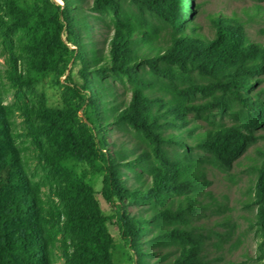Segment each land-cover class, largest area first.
Instances as JSON below:
<instances>
[{
	"label": "trees",
	"instance_id": "16d2710c",
	"mask_svg": "<svg viewBox=\"0 0 264 264\" xmlns=\"http://www.w3.org/2000/svg\"><path fill=\"white\" fill-rule=\"evenodd\" d=\"M59 1L0 0L4 76L15 91L69 65L79 78L66 77L61 107H18L32 149L17 143L0 86V264H215L197 222L216 203L207 173L229 174L259 141L245 154L256 244L244 264H264V26L262 41L246 29L261 9L211 14L205 33L193 0ZM110 124L133 133L110 144ZM29 158L57 205L45 202ZM98 178L110 214L95 197ZM223 224L230 236L233 224Z\"/></svg>",
	"mask_w": 264,
	"mask_h": 264
},
{
	"label": "rangeland",
	"instance_id": "374dc122",
	"mask_svg": "<svg viewBox=\"0 0 264 264\" xmlns=\"http://www.w3.org/2000/svg\"><path fill=\"white\" fill-rule=\"evenodd\" d=\"M61 3L59 0H55ZM88 5L92 0H86ZM78 3L72 4V8L79 13L85 15H97L96 12L89 10L88 6ZM195 7L192 14L194 20L201 25L202 31L208 33L209 15L221 14L231 15L234 12L244 17L245 10L248 12L253 11V6H258L261 9V13L255 20L250 21L246 25L247 33L254 41H262V36L257 32L259 27L264 26V0H193ZM97 36L96 33H94ZM7 51L2 46L0 41V86L3 92V102L9 106L12 110L13 127L18 135L17 143L22 147H28L32 149V145L29 140L22 136L21 131L25 123L22 113L18 110L19 106H23L25 103L36 102L47 107H61L62 96L64 92V83H69L66 77H73L75 82H78L77 65H69L68 70L64 76L59 77L57 80H53L51 76L45 77L42 81L35 84L33 87H22V93L14 90L13 86L4 76L6 63L5 55ZM104 81L114 89L116 88L118 93H123L125 85L118 81H115L111 77H105ZM126 87V86H125ZM21 91V90H20ZM105 139L111 143H118L130 138L133 133L129 128L116 126L110 124L107 129ZM262 141L257 144L248 147L245 154H253L255 152L254 147L256 145H262ZM245 154H243L229 170V174L219 167H211L207 173V179L209 183L206 187L209 190L216 203H212L201 210V215L197 218L198 223L205 224V233H209L208 243L206 244L208 257L220 256L221 259L215 262V264H244L248 256L254 254L255 240H254V222H253V209L246 203L244 198L246 197V189L248 184L247 168L244 166L248 163ZM31 177L35 179L37 183L42 186L43 198L47 204L57 205L56 198L50 196L48 189L44 186V179L42 169L36 164V160L30 159ZM131 174V172H129ZM130 181V180H129ZM100 178L94 182L95 197L98 199L102 210L106 214L111 213V208L106 203L100 194ZM207 201V200H206ZM220 205V209L217 207ZM131 211H135L136 207L131 206ZM225 217L229 218V221L225 220ZM230 222L233 224L232 234L227 233L228 228L223 223ZM110 233L117 239L118 231L116 226L112 223H108ZM212 229L208 230V229ZM246 253V256H243ZM56 264H64L61 257L56 258Z\"/></svg>",
	"mask_w": 264,
	"mask_h": 264
}]
</instances>
